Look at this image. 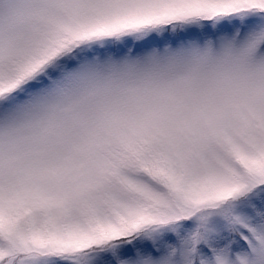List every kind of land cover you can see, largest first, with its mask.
I'll return each mask as SVG.
<instances>
[{"label": "snow or ice", "instance_id": "snow-or-ice-1", "mask_svg": "<svg viewBox=\"0 0 264 264\" xmlns=\"http://www.w3.org/2000/svg\"><path fill=\"white\" fill-rule=\"evenodd\" d=\"M0 264H264V0H0Z\"/></svg>", "mask_w": 264, "mask_h": 264}]
</instances>
